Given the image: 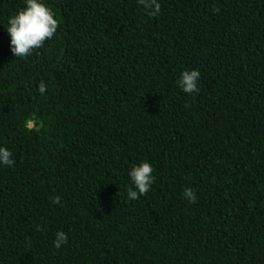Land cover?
Masks as SVG:
<instances>
[{
    "label": "trees",
    "instance_id": "16d2710c",
    "mask_svg": "<svg viewBox=\"0 0 264 264\" xmlns=\"http://www.w3.org/2000/svg\"><path fill=\"white\" fill-rule=\"evenodd\" d=\"M158 2L46 0L56 34L16 58L0 0V264H264V0Z\"/></svg>",
    "mask_w": 264,
    "mask_h": 264
},
{
    "label": "clouds",
    "instance_id": "9594fccd",
    "mask_svg": "<svg viewBox=\"0 0 264 264\" xmlns=\"http://www.w3.org/2000/svg\"><path fill=\"white\" fill-rule=\"evenodd\" d=\"M145 6L150 15H159L161 5L158 0H139ZM58 19L46 0H24V7L10 16L7 20V33L10 37V51L16 58L31 55L33 50L41 48L47 40H50L57 32ZM201 74L198 70H185L177 81L178 87L186 94L199 92L198 83ZM38 91L43 95L47 91L45 83L41 82ZM13 153L0 146V166H12L14 164ZM153 167L149 162L142 161L133 165L128 170L130 185L127 187L126 196L129 200H138L141 196L151 191L154 177ZM189 202H195L196 192L191 187H186L182 193ZM53 204L60 203V197H51ZM68 242L67 234L61 230L55 233L54 247L62 248Z\"/></svg>",
    "mask_w": 264,
    "mask_h": 264
}]
</instances>
